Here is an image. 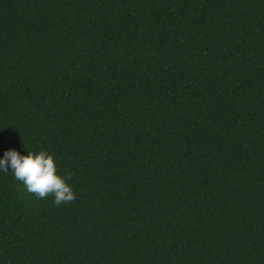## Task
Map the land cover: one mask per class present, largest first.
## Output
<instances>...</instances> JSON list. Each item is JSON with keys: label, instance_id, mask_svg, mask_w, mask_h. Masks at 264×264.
<instances>
[{"label": "trees", "instance_id": "16d2710c", "mask_svg": "<svg viewBox=\"0 0 264 264\" xmlns=\"http://www.w3.org/2000/svg\"><path fill=\"white\" fill-rule=\"evenodd\" d=\"M0 264H264V0H0Z\"/></svg>", "mask_w": 264, "mask_h": 264}, {"label": "clouds", "instance_id": "9594fccd", "mask_svg": "<svg viewBox=\"0 0 264 264\" xmlns=\"http://www.w3.org/2000/svg\"><path fill=\"white\" fill-rule=\"evenodd\" d=\"M9 169L26 192L38 200L52 196L59 206L76 199V193L67 182L71 173L60 175L54 156L46 150L27 151V155H21L15 149L6 150L0 158V171L9 172Z\"/></svg>", "mask_w": 264, "mask_h": 264}]
</instances>
